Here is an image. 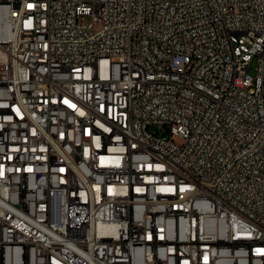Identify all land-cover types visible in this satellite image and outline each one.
<instances>
[{
    "label": "built area",
    "instance_id": "2783aa9c",
    "mask_svg": "<svg viewBox=\"0 0 264 264\" xmlns=\"http://www.w3.org/2000/svg\"><path fill=\"white\" fill-rule=\"evenodd\" d=\"M0 264H264V0H0Z\"/></svg>",
    "mask_w": 264,
    "mask_h": 264
},
{
    "label": "rangeland",
    "instance_id": "374dc122",
    "mask_svg": "<svg viewBox=\"0 0 264 264\" xmlns=\"http://www.w3.org/2000/svg\"><path fill=\"white\" fill-rule=\"evenodd\" d=\"M86 21H89V19H86ZM255 67H256V61L253 60L251 62V64H250V68H251L250 74H251V76H254L255 75Z\"/></svg>",
    "mask_w": 264,
    "mask_h": 264
}]
</instances>
